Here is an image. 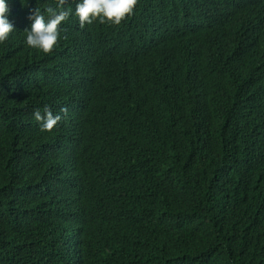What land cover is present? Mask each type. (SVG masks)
Segmentation results:
<instances>
[{"label":"trees","instance_id":"16d2710c","mask_svg":"<svg viewBox=\"0 0 264 264\" xmlns=\"http://www.w3.org/2000/svg\"><path fill=\"white\" fill-rule=\"evenodd\" d=\"M13 1L24 27L60 10ZM79 2L51 54L0 43V264H264V9L234 33L242 0H138L83 29Z\"/></svg>","mask_w":264,"mask_h":264},{"label":"clouds","instance_id":"9594fccd","mask_svg":"<svg viewBox=\"0 0 264 264\" xmlns=\"http://www.w3.org/2000/svg\"><path fill=\"white\" fill-rule=\"evenodd\" d=\"M261 1L262 4H257L248 0H242L241 3L236 2L234 5L228 6L229 12L236 21L235 25L232 24L234 33H238L241 30L243 22L249 24L259 17L261 9H264V0ZM57 2L60 7L59 11L52 6H48L45 9L48 19H45L40 8L29 12L24 9V6H21L19 9L27 20V26L24 27L22 20L12 17L11 8L17 6V2L13 0H0V43L12 49L15 53L21 52L23 43L33 51L38 49L44 54L54 52L59 46L63 26L72 19L68 18L71 9L66 10V0H57ZM137 2L138 0H80L76 5L74 17H78L80 28L83 29H85V25H91L95 21L119 25L128 16L133 14ZM9 10L10 15L8 16ZM220 10H223L222 7L219 8ZM248 12H252V19L250 20L246 18ZM219 17L221 18L222 16L219 14ZM220 18L218 19L216 13H212L207 19H215L219 24L229 23L223 19L220 21ZM16 20H20L19 26ZM243 43L244 34L243 39L237 41V48L242 47ZM0 73L2 75L1 52ZM61 112L67 114V108L61 109ZM33 115L34 119L40 123V130L42 132L52 131L62 119L61 115L54 114L47 105L44 106L43 110L37 108ZM94 132H96L95 129L91 130L89 134ZM61 161L68 169L69 174L74 175L76 173L78 162L73 150Z\"/></svg>","mask_w":264,"mask_h":264},{"label":"rangeland","instance_id":"374dc122","mask_svg":"<svg viewBox=\"0 0 264 264\" xmlns=\"http://www.w3.org/2000/svg\"><path fill=\"white\" fill-rule=\"evenodd\" d=\"M10 15V10H9V12H8V16ZM16 23H17V25L19 26L20 25V20H16Z\"/></svg>","mask_w":264,"mask_h":264},{"label":"bare ground","instance_id":"6f19581e","mask_svg":"<svg viewBox=\"0 0 264 264\" xmlns=\"http://www.w3.org/2000/svg\"><path fill=\"white\" fill-rule=\"evenodd\" d=\"M206 140V139H205Z\"/></svg>","mask_w":264,"mask_h":264}]
</instances>
